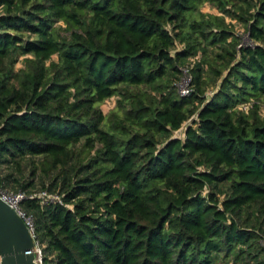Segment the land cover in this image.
I'll return each instance as SVG.
<instances>
[{"label":"trees","instance_id":"obj_1","mask_svg":"<svg viewBox=\"0 0 264 264\" xmlns=\"http://www.w3.org/2000/svg\"><path fill=\"white\" fill-rule=\"evenodd\" d=\"M262 106L264 0H0V187L59 197L22 203L41 264H264Z\"/></svg>","mask_w":264,"mask_h":264},{"label":"water","instance_id":"obj_2","mask_svg":"<svg viewBox=\"0 0 264 264\" xmlns=\"http://www.w3.org/2000/svg\"><path fill=\"white\" fill-rule=\"evenodd\" d=\"M34 246L23 219L0 199V264H39Z\"/></svg>","mask_w":264,"mask_h":264},{"label":"built area","instance_id":"obj_3","mask_svg":"<svg viewBox=\"0 0 264 264\" xmlns=\"http://www.w3.org/2000/svg\"><path fill=\"white\" fill-rule=\"evenodd\" d=\"M175 85L178 93L181 96H188L192 91V75L191 69L188 65L181 67L180 76ZM247 107L248 104L242 106V108L245 109ZM29 198H35L42 204L55 203L56 201H60L59 197L55 193H50L46 190L34 191L28 194L22 190L10 191L0 187V199L16 211V213L23 219V221L27 225L32 237L35 238L33 217L22 208L23 201ZM34 252L36 254V261L41 264V250L36 242L34 246Z\"/></svg>","mask_w":264,"mask_h":264},{"label":"rangeland","instance_id":"obj_4","mask_svg":"<svg viewBox=\"0 0 264 264\" xmlns=\"http://www.w3.org/2000/svg\"><path fill=\"white\" fill-rule=\"evenodd\" d=\"M200 9L205 12V13H215L218 14L220 11L217 10L215 5L209 4V3H205L204 5H202L200 7ZM226 20L227 21H231L232 23V27H233V31L239 35L241 38V42L243 44H250L252 43V41L250 40V38L248 37V34L246 32V28L240 24L238 21L236 20H231L230 16L226 15ZM180 47H182V44H180ZM22 58H20V60L16 63L15 68L18 69L22 66ZM194 60V61H193ZM191 62H188L185 65H188L190 67V69L193 67L194 63H195V59H193ZM204 76L208 78V73H207V68L205 67V73ZM209 86L206 88V93L207 95L211 94V92L215 89L216 85L218 84V82H213L212 78H209ZM115 100L116 97H112L110 99H107L104 101V103L101 104V108L103 110L104 113H107L108 111H110L115 104ZM261 116H264V106L261 107ZM246 259L248 260L249 258L246 257ZM251 263V262H250ZM228 264H233L231 259L229 260ZM239 264V263H237Z\"/></svg>","mask_w":264,"mask_h":264}]
</instances>
